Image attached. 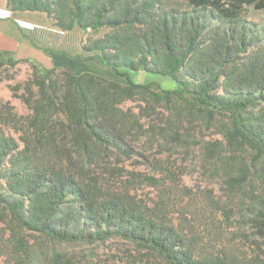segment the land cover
<instances>
[{
    "label": "trees",
    "instance_id": "obj_1",
    "mask_svg": "<svg viewBox=\"0 0 264 264\" xmlns=\"http://www.w3.org/2000/svg\"><path fill=\"white\" fill-rule=\"evenodd\" d=\"M6 1L18 12L46 14L64 32L104 31L84 43L79 59H97L121 76L124 69L175 84L166 89L127 76L125 85L33 65L23 93L14 89L29 112L0 99V222L12 230L14 264H75L39 253L26 233L87 245L118 238L165 264H252L226 253L198 257L166 213L128 186L111 188L94 165L96 157H145L138 152L142 138L151 145L183 142L186 125L195 124L264 160V27L244 17L246 8L264 10V0ZM131 102L137 107L125 109ZM246 171L230 185L243 184ZM255 213L264 228V198Z\"/></svg>",
    "mask_w": 264,
    "mask_h": 264
},
{
    "label": "rangeland",
    "instance_id": "obj_2",
    "mask_svg": "<svg viewBox=\"0 0 264 264\" xmlns=\"http://www.w3.org/2000/svg\"><path fill=\"white\" fill-rule=\"evenodd\" d=\"M244 17L264 27V10L246 8ZM40 22L31 20L26 33L33 43L45 47L47 44L41 42L36 33V25ZM104 33L81 31L72 35L73 38L66 36L67 43L59 46L53 39L59 41L63 35L54 32L50 33L49 44L51 50L58 54L68 52L72 67L77 68L81 59L77 58L79 53L72 48L77 36L86 42ZM16 62L0 60L4 64H0V99L11 101L19 113L27 114L29 111L24 103L14 98V89L20 88L18 94L23 93L33 65H38L41 70L44 68L30 60ZM96 68L101 69L97 65ZM110 71L104 78L121 84H128L129 77L136 83L157 82L166 89L175 88L170 78L121 69L120 72L127 77ZM136 107L134 102L124 106L133 110ZM186 126L183 142L155 141L151 145L146 138H142L140 145L143 147L140 146L138 152L144 153L145 157L134 156L129 160L96 157L94 166L97 174L111 188L128 186L145 204L166 213L191 242L198 257L213 258L226 253L252 264H264V228L258 227L255 222V211L259 208L260 199L264 198V160H254L252 151L243 146L239 145L236 149L226 146L221 135L213 134L215 129L207 131L201 129L200 124ZM196 126L197 129H193ZM212 148L218 149L219 154L211 153L209 149ZM245 166L250 170L245 172L246 181L239 186L230 185L229 181L238 178ZM134 173H139L140 177L135 178ZM148 176L159 180L157 187H150L147 181L142 182ZM26 239L44 256L62 254L72 258L75 264H165L157 253L118 238L95 245L56 242L31 233H26ZM14 245L10 225L0 222V264H14Z\"/></svg>",
    "mask_w": 264,
    "mask_h": 264
},
{
    "label": "crops",
    "instance_id": "obj_3",
    "mask_svg": "<svg viewBox=\"0 0 264 264\" xmlns=\"http://www.w3.org/2000/svg\"><path fill=\"white\" fill-rule=\"evenodd\" d=\"M40 20L36 25V32L40 41L47 44L45 47L37 42H32L26 33L31 20ZM18 30V33L16 32ZM59 33L63 35L55 44L61 46L66 44V36L78 35L81 30L64 32L54 25L52 19L43 13L18 12L14 10L6 0H0V60L6 63H14L19 60H30L39 64L44 69L61 68L74 75H80L91 72L105 77L111 71L108 66L98 63L97 59H81L80 67H72V62L68 52L61 51L58 54L51 49V34ZM84 32V31H83ZM73 38V37H71ZM85 41L77 36V40L73 42L72 48L78 52V56L82 52V46ZM63 55V56H62ZM96 65L101 68L98 70ZM40 66V67H41ZM106 74V75H105Z\"/></svg>",
    "mask_w": 264,
    "mask_h": 264
}]
</instances>
